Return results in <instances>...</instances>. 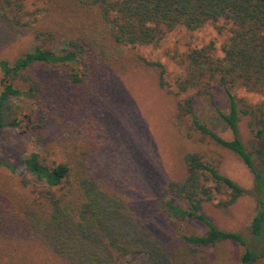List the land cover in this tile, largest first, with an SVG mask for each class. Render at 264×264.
Instances as JSON below:
<instances>
[{"label":"rangeland","instance_id":"1","mask_svg":"<svg viewBox=\"0 0 264 264\" xmlns=\"http://www.w3.org/2000/svg\"><path fill=\"white\" fill-rule=\"evenodd\" d=\"M73 1H23V12L30 14L23 18L25 25L15 27L7 38L1 32L5 30L0 21V36L3 34L7 40L0 46V59L11 63L29 51L35 44L32 33L41 25L54 30L52 33L58 37V43L77 36L82 21L89 19L76 17L68 10L77 7L72 5ZM63 4L64 10H60ZM225 39V33L218 35L209 25L194 33L175 29L156 45L112 51L111 58L95 68L90 79L80 87H68L64 77L66 72L79 74L80 68L76 66L59 69L37 66L26 72L40 82L52 81L59 91L39 97L38 103L44 104L47 119L45 128L39 132L37 145L29 137L28 130L9 123L35 112V101L25 97L12 99L8 102V110L4 111L0 162L12 165L15 172L9 173L0 166V221L9 224L0 228V264H62L61 256L48 250L43 239L30 238L22 231L20 222L26 208L32 206L39 211L42 197L47 196L44 186L35 183L30 176L25 177L26 185L20 181L23 176L18 173L19 164L34 152H39L47 164H67L71 170V184L76 180L75 162L84 153L86 162H90L88 183L99 192L101 208L107 212L103 226L106 237L100 233L99 241L102 246L113 248L110 256L114 264H153L155 261L162 264H238L243 251L239 245L224 241L192 251L179 236H201L205 228L192 222L174 223L161 212L163 187L169 181L179 182L185 178L184 156L196 153L220 175L246 191L233 204L223 207L221 203L228 200L229 191L219 187L218 193L212 191L211 200L201 203L202 214L216 229L239 234L249 248L261 253L255 264H264V238L254 240L249 228L257 211L252 175L237 156L194 131L188 118H177V104L189 95L177 93L174 85L182 74L185 53L191 47L212 42L215 55H219V47ZM14 84L18 86L19 83ZM61 93L78 101L73 109L81 107L85 112L74 110L78 115L75 120L59 118L57 112L64 111L66 102L70 101L63 97V105ZM232 93L238 108L248 111V114L239 115L237 132L260 174L264 197V93L242 88ZM211 94L214 109L226 112L223 93L213 88ZM211 110L199 99L198 116L221 138L230 140L229 131ZM258 120L263 123L259 124ZM260 129L261 137L256 138ZM51 192L57 195L56 190ZM95 227L96 223L92 230Z\"/></svg>","mask_w":264,"mask_h":264},{"label":"trees","instance_id":"2","mask_svg":"<svg viewBox=\"0 0 264 264\" xmlns=\"http://www.w3.org/2000/svg\"><path fill=\"white\" fill-rule=\"evenodd\" d=\"M23 1L0 0V21L5 30L1 32L7 38L15 27L25 25L23 18L30 15L23 12ZM72 5L77 7L68 10L76 17L89 19L82 21L77 36L58 43V37L52 33L54 30L41 25L42 28L32 33L35 44L29 51L11 63L0 59V130L5 126L4 111L8 110L9 100L25 97L35 101L36 111L9 123L28 130L32 141L36 145L40 143L39 132L45 128L47 118L44 104L38 103L39 97L57 94L59 89L52 81L40 82L27 74L32 68L79 67V74L66 72L64 77L68 87H80L90 79L95 68L111 58L112 51L156 45L165 34L175 29L194 33L209 25L216 34L225 33L226 39L219 47V55H215L212 42L191 47L185 53L181 62L182 74L174 85L177 93L189 95L177 104V118H188L194 131L237 156L252 175L257 211L249 228L252 238L261 241L264 238L263 184L251 154L243 148L237 132L239 115L248 114V111L238 108L232 92L242 88L264 93V0H74ZM60 10H64V4ZM3 34L0 46L7 41ZM159 75L161 77V70ZM15 82L19 83L18 86ZM213 88L219 89L225 97L227 109L224 113L214 109ZM75 95L74 92L73 97ZM60 96L63 105V97L70 100L66 93ZM199 99L221 120L231 135L230 140L221 138L198 116ZM75 102L78 103L72 99L66 102V109L58 111V117L75 120L78 116L74 111L78 109H73ZM79 109V112H85L81 107ZM257 122L262 124L263 120ZM261 133L262 129L258 130L256 138H260ZM75 163L76 180L71 184V170L65 163L47 164L39 152L29 154L20 162L21 183L26 185L25 177L30 176L35 183L44 186L47 195L42 197L39 211L32 206L26 208L25 217L20 222L22 231L30 238L43 239L48 250L61 256L62 264H114L115 260L110 256L113 248L104 247L99 241L100 233L106 237L103 226L107 212L101 208L99 192L88 183L90 162H86L82 153ZM184 165L185 178L179 182L169 181L162 189L161 212L174 223L199 224L205 228V233L201 236L181 234V242L192 251L199 247H213L218 242H232L243 249L238 264H255L261 253L249 248L239 234L216 229L201 212V203L211 200L212 191L218 193L219 187L229 191L228 200L221 203L223 207L233 204L246 191L220 175L196 153L185 155ZM0 166L9 173L15 172L8 163L0 162ZM53 189L57 195L51 192ZM5 223L0 221V228L9 225ZM94 223L96 227L92 230ZM152 263L162 264L161 261Z\"/></svg>","mask_w":264,"mask_h":264}]
</instances>
